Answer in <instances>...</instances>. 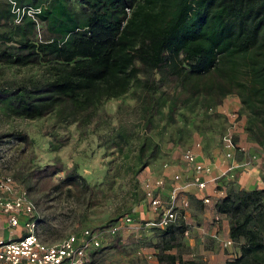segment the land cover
Returning <instances> with one entry per match:
<instances>
[{
  "label": "trees",
  "instance_id": "1",
  "mask_svg": "<svg viewBox=\"0 0 264 264\" xmlns=\"http://www.w3.org/2000/svg\"><path fill=\"white\" fill-rule=\"evenodd\" d=\"M51 13L39 17H45V41L0 45V64L47 62L53 77L47 83L0 87V102L13 115L32 120L62 110L57 123L64 128L76 117L91 119L103 102L126 96L140 82L136 111L149 131L172 99L156 86L159 74L160 82L166 81L161 85L178 86L176 98H204L206 108L238 96L252 116V137L264 147V0H65ZM177 102L168 105L170 122ZM116 137L126 140L125 132ZM136 155L138 172L160 159L161 147L144 134ZM75 183L84 186L85 180L67 173L63 184ZM224 184L226 196L216 208L228 217L229 238L239 250L225 264H264V189ZM185 229L183 220L163 231L150 229L159 234L154 246L159 264L180 263L168 252L179 247Z\"/></svg>",
  "mask_w": 264,
  "mask_h": 264
},
{
  "label": "rangeland",
  "instance_id": "2",
  "mask_svg": "<svg viewBox=\"0 0 264 264\" xmlns=\"http://www.w3.org/2000/svg\"><path fill=\"white\" fill-rule=\"evenodd\" d=\"M48 66L47 62L28 67L0 64V87H15L31 81L47 83L53 78ZM160 78L159 74L154 77L156 86H161L160 91L172 99L162 116L152 119L149 131L141 122V111H136L142 92L140 82L133 84L126 96L103 102L91 119L76 117L64 128L57 123L62 110L28 120L13 115L0 102V148L6 150V166L0 170L13 174L15 183L27 191L36 205L40 237L45 243H56L70 234L95 230L123 216L134 215L140 206L146 205L140 186L143 179L157 176L164 163L187 174L188 167L180 161L181 151L192 147L195 140L200 141L202 152L206 148L220 149V140L228 126L223 110L235 111L245 119V129L241 127L244 131L235 132L236 143L257 148L251 152L247 147L237 160L243 159V165H248L247 156L264 153V147L254 140L249 130H254L249 126L252 116L238 96H226L206 108L209 104L206 105L204 98H176L180 93L178 86L169 82L161 85L166 81L160 82ZM175 100L177 109L170 122L168 105H173ZM67 112L64 111L65 115ZM122 132H125L124 143L116 137ZM144 134L155 138L161 147V157L137 172L136 149ZM17 135L21 140L11 139ZM54 169L58 171L52 173ZM71 171L85 180L84 186L63 184ZM158 238L159 234L150 229L145 234H120L112 241L104 240L100 253L94 256L91 254L95 252L90 253L87 264H155L139 258L135 249L139 246L155 249Z\"/></svg>",
  "mask_w": 264,
  "mask_h": 264
},
{
  "label": "built area",
  "instance_id": "3",
  "mask_svg": "<svg viewBox=\"0 0 264 264\" xmlns=\"http://www.w3.org/2000/svg\"><path fill=\"white\" fill-rule=\"evenodd\" d=\"M48 3L38 8L20 7L16 2H10V13L15 24L21 23L25 18H30L39 33V16ZM128 11V10H127ZM129 13V11H128ZM223 116L228 121V126L220 140V151L226 163L224 175L233 178L232 172L237 168L235 164L228 163L233 160L236 153H244L245 147L235 141V132L241 126V119L237 112L223 110ZM201 150L200 141H195L191 148L181 151V160L191 170L189 176L176 172L170 177H146L140 183L143 198L154 217V221H140L129 216L119 218L115 223L100 229H84L78 234H70L62 241L47 244L40 237L39 215L36 205L31 201L28 193L14 181L13 174L0 170V217L8 223V239L3 238V222L0 220V264H87L89 254L98 251L104 246L105 241H112L124 232H135L141 229L155 228L163 231L179 220H183L186 229L183 236H188V223L186 212L190 208V201L186 197L188 185L195 187L199 193L198 199L209 212L212 222L218 226L228 217L217 211L216 205L226 196V188L217 184L212 174L211 164L197 161V151ZM6 150L0 148V169L6 166ZM224 163V164H225ZM169 168V164L162 165V169ZM169 178V179H168ZM169 188L167 196L163 192ZM23 217L25 223L21 225L19 219ZM16 237V238H14ZM223 246L232 247L233 243L228 238ZM143 249L137 250V256L146 260L154 258L156 252L144 255ZM175 264H181L178 261Z\"/></svg>",
  "mask_w": 264,
  "mask_h": 264
},
{
  "label": "crops",
  "instance_id": "4",
  "mask_svg": "<svg viewBox=\"0 0 264 264\" xmlns=\"http://www.w3.org/2000/svg\"><path fill=\"white\" fill-rule=\"evenodd\" d=\"M10 2H16V4L20 7L31 6L33 8H38L41 5L45 4V2H47L48 6L41 12V15L50 17V15L52 14L51 12L55 11L57 7L61 6L63 2H65V0H0V45L18 47L19 44L25 42L36 43L40 41V39H38L39 33L30 18H25L19 24H15L13 22V15H11L10 13ZM45 17L43 18V21H39L41 38L47 36V32L45 30L46 22H44ZM240 119L241 126L237 130V133H240V131H242L241 127L245 129V126L243 125L245 119L242 116H240ZM251 146L252 147L247 146L251 152H253L254 149H257L254 145ZM244 147L246 151L247 147ZM239 154V152L236 153L234 159L228 161V163H233L237 167L232 172L233 178H230L229 175H224L226 163L224 162L223 155L219 147L215 149L206 148L205 150H203V152L201 150H198L197 161L204 164H211L213 170L210 177L215 178L217 180V184L224 188H226V184L224 183L228 181L229 183H235V188L239 190L243 189L246 191H258L264 189V153L251 154V157L250 155L249 157L247 156V158H249L250 160V163H248V165H243V159L237 160V156ZM252 158L256 159V161H252ZM180 161L182 162L181 158ZM146 170L151 172L148 168ZM159 170L160 171L158 172V175L151 178L161 177L162 175L170 177L177 171L184 173L170 165L166 170H163L162 167ZM190 171L191 170L189 169V172ZM188 173L183 175L184 180L185 177L189 176ZM185 184L188 185L186 197L188 198V201H190V208L186 212L189 235L180 236L179 247L173 248L168 253L178 257L181 263L194 262L197 264H225V262H227L230 258L236 257L239 254V250L237 247L232 246L226 248L223 246V243L226 242L229 238V220L227 218L226 220H223L218 226H216L212 222V218L209 212L203 207L201 201L198 199L199 193L197 192L196 188L192 187L187 182ZM168 188L169 184H167V190L163 192V197L167 196ZM143 201L146 205L140 206L135 211L133 218L140 221H154L156 218L150 211L148 202H146L144 199ZM0 220L3 222V238L8 239L10 237L8 223L2 220L1 217ZM24 221L25 219L23 217L19 219L21 225L25 223ZM147 230L141 229L132 233L145 234ZM128 233L132 234L131 232H124L123 235H127ZM138 249H143V253L145 256L156 252V250L151 247L145 248L144 246H139L135 250L137 251ZM139 258L147 262L154 261L155 264H159L156 256L148 260L142 257Z\"/></svg>",
  "mask_w": 264,
  "mask_h": 264
}]
</instances>
